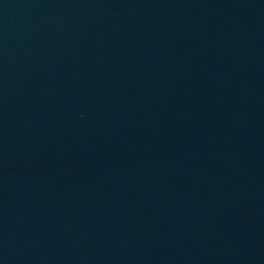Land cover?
Listing matches in <instances>:
<instances>
[{
	"label": "water",
	"instance_id": "water-1",
	"mask_svg": "<svg viewBox=\"0 0 264 264\" xmlns=\"http://www.w3.org/2000/svg\"><path fill=\"white\" fill-rule=\"evenodd\" d=\"M0 264H264V0H0Z\"/></svg>",
	"mask_w": 264,
	"mask_h": 264
}]
</instances>
